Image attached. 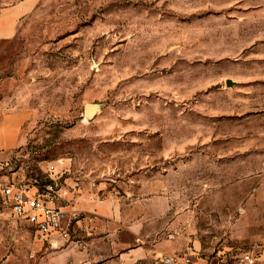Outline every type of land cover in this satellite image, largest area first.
I'll return each instance as SVG.
<instances>
[{
	"label": "rangeland",
	"instance_id": "374dc122",
	"mask_svg": "<svg viewBox=\"0 0 264 264\" xmlns=\"http://www.w3.org/2000/svg\"><path fill=\"white\" fill-rule=\"evenodd\" d=\"M262 75L264 0H39L0 38V118L28 111L0 183L56 178L76 209L155 184L172 197L147 225L177 242L170 255L264 264V103L232 93ZM70 245L80 230L51 246L0 220V264H62Z\"/></svg>",
	"mask_w": 264,
	"mask_h": 264
},
{
	"label": "crops",
	"instance_id": "0c3cea01",
	"mask_svg": "<svg viewBox=\"0 0 264 264\" xmlns=\"http://www.w3.org/2000/svg\"><path fill=\"white\" fill-rule=\"evenodd\" d=\"M39 0H19L0 13V38L16 35L18 23L37 5ZM232 93L241 96L246 104L264 103V76L243 79ZM241 115V114H240ZM253 117L264 120V110ZM28 111L5 113L0 118V158H6L13 149L22 145L21 126ZM155 184L142 183L138 198L132 194L110 195L90 199L82 197L78 210L84 215L80 222V250L75 246L63 249L62 264H163L165 254H173L177 242L160 237L148 225L156 216H164L172 194L162 193ZM165 189V188H163ZM131 200V201H130ZM58 255V256H59ZM56 256V257H58Z\"/></svg>",
	"mask_w": 264,
	"mask_h": 264
},
{
	"label": "built area",
	"instance_id": "2783aa9c",
	"mask_svg": "<svg viewBox=\"0 0 264 264\" xmlns=\"http://www.w3.org/2000/svg\"><path fill=\"white\" fill-rule=\"evenodd\" d=\"M61 189L56 178L43 183L18 181L0 183V220H19L27 223L38 238L51 246L74 242L84 215L74 206L68 208L60 203ZM7 214V215H5ZM243 260L252 263L250 254ZM163 264H192L191 257L165 254Z\"/></svg>",
	"mask_w": 264,
	"mask_h": 264
},
{
	"label": "water",
	"instance_id": "95a60500",
	"mask_svg": "<svg viewBox=\"0 0 264 264\" xmlns=\"http://www.w3.org/2000/svg\"><path fill=\"white\" fill-rule=\"evenodd\" d=\"M227 85L232 86L234 85V81L232 79H227ZM100 104L97 102H87L85 105V114L88 119H93L98 110H99Z\"/></svg>",
	"mask_w": 264,
	"mask_h": 264
}]
</instances>
